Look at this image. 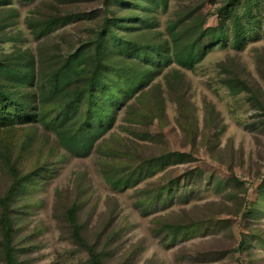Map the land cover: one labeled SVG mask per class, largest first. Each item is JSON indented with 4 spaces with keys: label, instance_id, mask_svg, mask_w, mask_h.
<instances>
[{
    "label": "rangeland",
    "instance_id": "374dc122",
    "mask_svg": "<svg viewBox=\"0 0 264 264\" xmlns=\"http://www.w3.org/2000/svg\"><path fill=\"white\" fill-rule=\"evenodd\" d=\"M107 1L0 0V67L32 76L21 86L0 75L4 91L37 106L62 58L105 19L129 15L114 5L107 13ZM126 1L127 9L134 0ZM63 17L72 22L36 35ZM135 18L134 40L154 74L130 101L71 79L78 121L110 113L98 119L110 128L89 156L67 153L32 116L0 123V217L6 200L17 264H91L90 249L103 264H264V0H167ZM180 20L194 36L216 30L200 39L207 53L192 70L174 63L168 45L166 28ZM121 141L123 169L139 182L118 190L102 177L98 148ZM182 227L191 229L177 233Z\"/></svg>",
    "mask_w": 264,
    "mask_h": 264
},
{
    "label": "trees",
    "instance_id": "16d2710c",
    "mask_svg": "<svg viewBox=\"0 0 264 264\" xmlns=\"http://www.w3.org/2000/svg\"><path fill=\"white\" fill-rule=\"evenodd\" d=\"M128 2L126 0L106 2L104 8L107 13L112 12L111 7H108V5H114L125 9L129 12V15L120 11L117 13L119 18L116 15L105 19V24L100 30L96 31L95 29L94 32H91L94 38H90L88 43L76 50L75 53L62 58L61 65L50 76L47 90L42 93L37 106L27 97V94L20 93V96L16 97L4 91L0 86V123L3 122V119L11 118L10 114L17 119V121H13L14 123H22L23 116L25 118L32 116L36 118V123L39 122L55 134L58 145L67 153L77 157L89 156L94 151L98 139L110 128L109 124L104 123L110 113L103 111L101 117H98L92 114L93 112H85L87 116L78 121L73 115L81 108L69 92L71 79L79 76L82 78L80 82L82 88L93 91H99L98 88L108 85L109 89H113L109 93H116L118 97H123L126 94V101H130L132 88L143 86L148 77L154 74L152 65L146 62V54L144 51L141 53L139 43L134 40L136 32L135 29L130 27L129 22L132 20L136 22L135 17H138L139 14H145L150 6H162L165 9L167 0H134L126 9L125 5ZM229 7H231V3H228L220 14L226 15ZM70 22H72L70 17L52 19L42 23L36 35L47 34L53 28L67 25ZM189 29L190 27L182 21L169 22L166 28L168 45L170 44L172 47L174 63L186 70H192L204 59L207 53V50L205 51L201 47L200 39L204 36L215 35L216 31L213 28H208L202 30L199 35L194 36ZM120 59L130 60L131 63L120 70L116 67V63ZM23 67L8 68L2 66L0 67L2 69L0 75L19 84L30 81L31 72ZM225 85L229 87L232 94H238L241 91L238 87L231 86L229 81L225 82ZM80 95L84 98L86 93L82 91ZM81 112L83 114L84 111ZM104 116L106 119L98 120ZM98 149L106 150L100 158L101 174L105 182L118 190L138 184L139 177L137 174L129 172L126 175L123 169L125 163L129 162V157L122 141L112 145L111 148L106 149L99 146ZM152 165L158 167L157 162ZM260 182L259 188L264 183V179ZM2 205L3 212L6 213L8 209L7 201L3 200ZM5 213L0 217V253L6 264H17L11 244L12 224ZM74 216L71 211L69 214L70 221L75 228H78ZM169 229L172 231V227H169ZM181 229L180 231L176 228V232L181 234V232L191 228L182 227ZM169 235L173 236L172 234ZM89 257L91 264H103L99 255L91 249L89 250Z\"/></svg>",
    "mask_w": 264,
    "mask_h": 264
}]
</instances>
